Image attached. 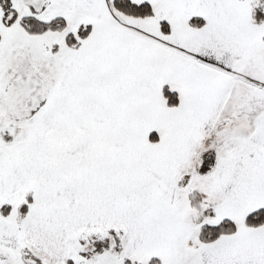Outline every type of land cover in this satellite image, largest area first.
<instances>
[{"label":"snow or ice","instance_id":"snow-or-ice-1","mask_svg":"<svg viewBox=\"0 0 264 264\" xmlns=\"http://www.w3.org/2000/svg\"><path fill=\"white\" fill-rule=\"evenodd\" d=\"M0 264H264V0H0Z\"/></svg>","mask_w":264,"mask_h":264}]
</instances>
